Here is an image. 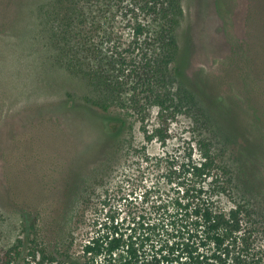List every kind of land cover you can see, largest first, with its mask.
<instances>
[{"label": "rangeland", "instance_id": "1", "mask_svg": "<svg viewBox=\"0 0 264 264\" xmlns=\"http://www.w3.org/2000/svg\"><path fill=\"white\" fill-rule=\"evenodd\" d=\"M49 1L0 0V259L13 249L26 259L62 249L80 256L96 230L93 219L125 218L127 180L149 153L164 150L145 141L133 115L103 114L87 102V83L55 63L39 11ZM183 5L181 78L207 111L204 135L232 172L235 200L264 215V0ZM129 39L125 28L123 47ZM114 126L123 128L119 151L113 140L105 144ZM194 126L178 116L172 144ZM89 189L82 223L76 217ZM256 238L264 248L263 233Z\"/></svg>", "mask_w": 264, "mask_h": 264}, {"label": "trees", "instance_id": "2", "mask_svg": "<svg viewBox=\"0 0 264 264\" xmlns=\"http://www.w3.org/2000/svg\"><path fill=\"white\" fill-rule=\"evenodd\" d=\"M40 9L55 63L87 83V102L103 114L133 115L145 141L164 150L149 153L127 180L125 218L93 219L96 230L80 256L62 249L26 259L13 249L0 264H264V248L256 246L264 215L235 200L232 172L204 135L207 111L178 70L183 0H50ZM180 115L195 126L172 144ZM113 130L105 144L113 140L119 151L123 128ZM93 195L86 191L77 221L86 220Z\"/></svg>", "mask_w": 264, "mask_h": 264}]
</instances>
